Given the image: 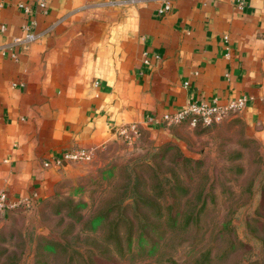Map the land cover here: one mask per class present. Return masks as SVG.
<instances>
[{"label":"crops","instance_id":"crops-1","mask_svg":"<svg viewBox=\"0 0 264 264\" xmlns=\"http://www.w3.org/2000/svg\"><path fill=\"white\" fill-rule=\"evenodd\" d=\"M100 1L0 0V193L7 202L34 195L39 204L67 163L45 162L115 142L123 125L165 141L171 127L159 120L190 103L246 97L239 118L264 148V0L95 8ZM164 2L169 10L160 13ZM27 24L32 42L23 41Z\"/></svg>","mask_w":264,"mask_h":264},{"label":"rangeland","instance_id":"rangeland-1","mask_svg":"<svg viewBox=\"0 0 264 264\" xmlns=\"http://www.w3.org/2000/svg\"><path fill=\"white\" fill-rule=\"evenodd\" d=\"M170 135L109 143L0 211V264H264V148L238 113Z\"/></svg>","mask_w":264,"mask_h":264},{"label":"built area","instance_id":"built-area-1","mask_svg":"<svg viewBox=\"0 0 264 264\" xmlns=\"http://www.w3.org/2000/svg\"><path fill=\"white\" fill-rule=\"evenodd\" d=\"M21 8H23L20 5ZM40 7L44 8L45 3L41 2ZM168 2H164L159 9L160 13L169 10ZM28 11V8H23ZM1 31L4 27L1 26ZM25 31L23 38L24 42H32L35 40V35L32 30V24H27L22 27ZM186 85V84H185ZM247 103L246 97H241L237 100H231L225 104H219L216 99L210 102L190 103L183 110L173 114L163 116L159 121L163 122L166 126L171 127L183 122H189L191 126L201 124L202 126H211L218 124L230 113H241ZM117 136L119 139L126 143H132L140 136L139 127L136 124H127L118 128ZM95 148H77L68 150L52 162H45L44 167L50 165L60 166L63 162L70 163H86L91 161L94 156ZM35 204L34 195L31 197L23 198L17 201L7 202L5 193H0V211L17 209L19 206L30 207Z\"/></svg>","mask_w":264,"mask_h":264}]
</instances>
